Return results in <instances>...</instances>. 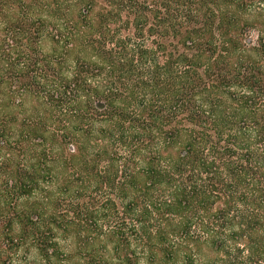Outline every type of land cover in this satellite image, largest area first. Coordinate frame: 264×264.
I'll return each mask as SVG.
<instances>
[{
  "label": "trees",
  "instance_id": "1",
  "mask_svg": "<svg viewBox=\"0 0 264 264\" xmlns=\"http://www.w3.org/2000/svg\"><path fill=\"white\" fill-rule=\"evenodd\" d=\"M27 92L53 113L0 130L44 148L3 164L0 264H264V0H0V95Z\"/></svg>",
  "mask_w": 264,
  "mask_h": 264
},
{
  "label": "rangeland",
  "instance_id": "2",
  "mask_svg": "<svg viewBox=\"0 0 264 264\" xmlns=\"http://www.w3.org/2000/svg\"><path fill=\"white\" fill-rule=\"evenodd\" d=\"M247 38L250 40H253L252 45H255L257 42V32H254L253 30L249 32L247 35ZM16 85H20V82L16 83ZM4 94L0 95V98L4 100L2 102V105L0 106V109H2V113L0 112V130L4 127L6 130H9L12 128V131L14 133H19L20 129H23V127H27L28 125H32L33 123H37L39 121L38 116L40 114H44V117L49 118V121L51 122L52 113L50 112L49 105H46V107H42V109L39 107L35 94L31 93H24L20 94ZM7 113H10V116H4L7 115ZM59 116L56 118V121H60V123L51 124L48 120H42L44 123L51 125L53 127H63L67 126L68 122L65 121V117L62 114V112H58L56 114ZM12 120V121H11ZM55 122V121H54ZM73 125V123H70L69 126ZM3 143V141H1ZM68 146V144H67ZM8 149H2L0 150V172H4L5 169L3 167V164L5 163H12V166L16 170V167L21 169L27 170L29 173H35L36 169L39 171V160L41 155L39 153L43 152L44 148H37L35 150L20 148L19 145L9 147ZM47 153L49 155L48 159H50V152ZM38 152V154H37ZM2 163V164H1ZM46 166L47 163L45 164ZM64 165V164H63ZM69 174V177L75 178L74 174L70 172V170L67 168ZM23 172V171H22ZM21 172V173H22ZM23 174V173H22ZM53 175V174H52ZM1 176V173H0ZM55 176V174L53 175ZM65 177V174L63 175ZM7 178L3 177L0 179V190L4 192L2 180L6 181ZM51 180V179H50ZM47 178L43 181H40V186L37 189V191L31 196L30 199H24L22 203L24 205L32 204V203H42L47 202V198L51 196V192H56L58 195L59 187L61 188L62 181L59 179L58 181L54 180L52 178V181ZM42 188V189H41ZM75 193H70L69 196L62 195L57 199L60 203H62L61 208L59 210L61 212H67L70 209V198L72 196L74 197ZM57 197V196H56ZM103 198V197H102ZM101 198V194H96L93 192L92 189L87 190L84 197H81L79 202L85 203L90 208L98 207L100 206V203L103 202V199Z\"/></svg>",
  "mask_w": 264,
  "mask_h": 264
}]
</instances>
